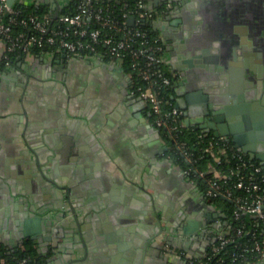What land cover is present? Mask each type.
I'll list each match as a JSON object with an SVG mask.
<instances>
[{
  "label": "crops",
  "instance_id": "1",
  "mask_svg": "<svg viewBox=\"0 0 264 264\" xmlns=\"http://www.w3.org/2000/svg\"><path fill=\"white\" fill-rule=\"evenodd\" d=\"M17 2L61 9L69 0ZM188 2L196 3L199 20L187 38L225 43L245 29L246 37L264 43V0ZM168 20L155 27L152 20V31L171 36L176 26ZM178 33L174 38L185 35ZM163 44L165 64L175 73L172 95L190 114L201 113V102L187 103L180 92L196 84L207 91V64L187 68L176 41ZM3 52L0 40V57ZM213 74L219 93L235 82L226 68ZM238 123L244 146L254 148L260 129L249 119ZM220 135L235 143L232 134ZM167 143L113 61L48 51L17 55L0 70V243L17 240L24 219L37 215L38 237H24L40 254L50 252L38 264H189L187 257H202L211 229L228 225L224 207L202 205L199 181L181 173ZM188 219L200 224L184 232ZM166 244L187 257L166 256Z\"/></svg>",
  "mask_w": 264,
  "mask_h": 264
},
{
  "label": "built area",
  "instance_id": "2",
  "mask_svg": "<svg viewBox=\"0 0 264 264\" xmlns=\"http://www.w3.org/2000/svg\"><path fill=\"white\" fill-rule=\"evenodd\" d=\"M71 1V11L58 8L54 13L52 7L47 6V10L40 13L0 0V40L4 43V51L15 52L17 56L37 48L67 58L85 56L113 61L127 75L131 93L147 107L152 125L160 134V128L164 129L172 146L185 160L184 166L177 164L181 173L189 179L195 177L199 181L197 188L202 180L203 199L210 198L213 203L218 195L233 204L230 217L225 209L221 210V217L228 225L211 229L206 250L210 248L211 254L219 253L236 238L244 237L236 241L227 254L230 260L240 264L262 260L264 163L249 158L227 135L199 130V136L210 137L206 141L197 139L192 145L179 137L177 121L180 117L183 124V109L174 104L165 108L160 96L163 88L173 85L175 73L165 64L163 40L151 29L154 8L147 7L145 0L132 3L127 0H69V3ZM31 4L43 5L40 2ZM116 4L121 5L117 7ZM12 62L7 61L8 65ZM199 160H203L201 165L197 163ZM241 215L245 221L233 225L232 219ZM16 244L21 245V240ZM163 252L177 259L187 257L184 251L168 244ZM204 256L205 253L198 259H187L189 264H200ZM222 261L223 257L218 256L216 263ZM0 264H6L2 256Z\"/></svg>",
  "mask_w": 264,
  "mask_h": 264
},
{
  "label": "water",
  "instance_id": "3",
  "mask_svg": "<svg viewBox=\"0 0 264 264\" xmlns=\"http://www.w3.org/2000/svg\"><path fill=\"white\" fill-rule=\"evenodd\" d=\"M173 1L176 3L171 5L170 3ZM8 2L15 3L17 0H8ZM160 4L165 6L164 8H160V5L154 7L159 18L156 16L153 19L152 27H155L161 19H169L170 24L175 25L176 28L172 30L171 36L162 34V40L169 43L176 41L174 44L177 45L176 52L187 68L198 69L205 66L206 63L211 72L206 76L207 91L196 84L195 87L192 86V88H186L182 93L180 92L187 103L201 102V113L190 114L187 107L179 104L178 99L171 95L174 105L183 109L184 123L194 125V128L201 131L212 130L214 135L232 134L236 145H239L249 158L264 163V43L259 38H255V35H251V38L246 37L245 29L239 31L238 37L225 43L213 40L207 42L195 37L177 36L178 38H174L176 34H179V31H183V28H190V26L183 25V16L189 10L196 11V3H190L188 0H163ZM50 7L54 13L58 10L55 5ZM191 32L196 31H190L189 34ZM174 33L176 34L174 35ZM182 68L184 69L183 72L181 71L183 75L186 68L183 66ZM216 68H220V70L226 68L229 76L235 80L234 83H229L227 89L221 93L218 92L214 84L213 72ZM196 76H199L198 73H195ZM137 98L143 104L140 98ZM225 107H229L227 110H230V114L226 113ZM235 117H240V120L234 121ZM248 119L252 120L254 127L260 129V137L254 148L244 146L242 137L237 133V126L240 125L238 122ZM203 201L205 202L202 205L205 207L211 203L210 198L203 199ZM206 216L209 218L210 213H206ZM23 223L24 234L20 235L17 240L8 243L7 247L22 240L24 235L31 238L38 237L37 233L41 228L39 216L26 217ZM198 224H200L199 221L188 219L182 229L184 232H188ZM262 260L256 261L254 264H264L261 262Z\"/></svg>",
  "mask_w": 264,
  "mask_h": 264
},
{
  "label": "trees",
  "instance_id": "4",
  "mask_svg": "<svg viewBox=\"0 0 264 264\" xmlns=\"http://www.w3.org/2000/svg\"><path fill=\"white\" fill-rule=\"evenodd\" d=\"M129 3H132L134 0H127ZM113 2V1H112ZM16 6H22L26 10H34L37 12H43L47 10V6L45 5H35V4H27L24 5L22 2H15ZM69 6H66L64 8H61L60 11H71L72 10V1L68 4ZM121 4H116L117 7H119ZM146 27L150 30V25L145 24ZM47 49V48H46ZM31 51H38L37 48H31ZM16 56L15 52H8L4 51L2 56L0 57V70L4 68L5 66H8V63L11 61H14ZM8 61V63H7ZM163 68H165V65H163ZM172 86H166L163 88L162 93L160 96L163 100V106L165 108H170L173 105V98L172 95ZM179 126H178V135L180 138L185 139L188 144H195L197 142V139H202L203 141H206L210 135L206 136H199V130L193 129L191 127H187L184 124L181 123V118L178 117ZM181 123V124H180ZM161 135L167 140L168 142V150L167 153H169L172 157L175 163L184 166L185 160L181 157L180 153L175 150V148L172 146L171 140L169 138V135L164 131L163 128H160ZM203 160H199L197 163L201 165ZM200 184H202V180H200ZM214 198L221 199L224 202V209L227 212L228 217L231 216V210L233 208V204L227 200L222 198L221 196H215ZM244 220V215H241L238 219H232V224H240V222ZM244 240V237L242 238H236L235 241L227 244L225 247H223L219 253L211 254L210 248H207L205 252L204 258L200 261V264H215L216 259L218 256L223 257V261L221 264H240L238 261H231L230 258L227 256V254L234 248V243L240 242ZM50 252H47L46 254H40L35 246V242L33 239L29 237H24L21 240V245H13L11 247H7L6 245L0 243V256L4 257L6 264H38L47 259ZM217 264V263H216Z\"/></svg>",
  "mask_w": 264,
  "mask_h": 264
},
{
  "label": "flooded vegetation",
  "instance_id": "5",
  "mask_svg": "<svg viewBox=\"0 0 264 264\" xmlns=\"http://www.w3.org/2000/svg\"><path fill=\"white\" fill-rule=\"evenodd\" d=\"M161 3V2H160ZM160 5V8H164L165 5ZM171 5L174 4V3H170ZM49 6V5H48ZM198 15H197V11H193V10H189L186 14H184L183 16V25H187V26H190V28L188 27V29L186 28H183V33L185 35H183L185 38H187V35L188 33H190L191 30H194L196 29V26L198 24ZM182 36V37H183ZM161 37V36H160ZM162 38V37H161ZM136 96V95H135ZM151 122H152V119H151ZM200 188L202 189V186L200 185ZM206 199V198H205ZM187 208H184V210H186ZM212 223H214V221H212ZM210 225H211V222H210ZM15 244V243H14Z\"/></svg>",
  "mask_w": 264,
  "mask_h": 264
},
{
  "label": "rangeland",
  "instance_id": "6",
  "mask_svg": "<svg viewBox=\"0 0 264 264\" xmlns=\"http://www.w3.org/2000/svg\"><path fill=\"white\" fill-rule=\"evenodd\" d=\"M213 201L217 202L218 204L224 207V202L221 199L214 198Z\"/></svg>",
  "mask_w": 264,
  "mask_h": 264
}]
</instances>
